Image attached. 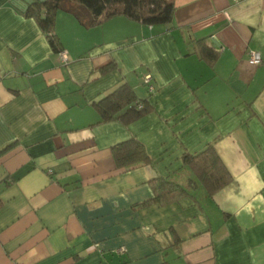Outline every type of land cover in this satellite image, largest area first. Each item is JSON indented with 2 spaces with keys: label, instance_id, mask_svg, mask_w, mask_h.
<instances>
[{
  "label": "crops",
  "instance_id": "obj_1",
  "mask_svg": "<svg viewBox=\"0 0 264 264\" xmlns=\"http://www.w3.org/2000/svg\"><path fill=\"white\" fill-rule=\"evenodd\" d=\"M173 3L153 25L56 10L62 62L0 0V264H264V0ZM124 83L149 109L102 118ZM130 138L148 158L118 165ZM206 143L230 173L212 194L182 162ZM159 177L185 190L154 199Z\"/></svg>",
  "mask_w": 264,
  "mask_h": 264
},
{
  "label": "trees",
  "instance_id": "obj_2",
  "mask_svg": "<svg viewBox=\"0 0 264 264\" xmlns=\"http://www.w3.org/2000/svg\"><path fill=\"white\" fill-rule=\"evenodd\" d=\"M58 9L72 13L86 27L101 23L114 15H124L141 23L153 25L168 23L171 20L174 3L173 0H33L26 5L24 12L36 18L56 51L61 49L53 32L54 13ZM147 100L138 98L132 87L124 83L106 94L97 105L102 118L118 117L128 121L149 109L150 104ZM126 106L127 109L120 112V109ZM113 154L118 165L148 158L142 142L134 138L113 145ZM182 162L195 171L209 194L230 179V173L212 143H206L199 151H185ZM155 183L152 198L162 202L172 200L177 192L185 190L172 180L161 177L157 178Z\"/></svg>",
  "mask_w": 264,
  "mask_h": 264
},
{
  "label": "built area",
  "instance_id": "obj_3",
  "mask_svg": "<svg viewBox=\"0 0 264 264\" xmlns=\"http://www.w3.org/2000/svg\"><path fill=\"white\" fill-rule=\"evenodd\" d=\"M57 54H58V57L60 58V60L62 62L68 61V55L64 50H62V49L58 50ZM248 59L250 62H254V63L261 62L260 52L258 50H249L248 51ZM149 77H150V75L147 73L144 75L143 78H144V82H146L148 84L149 89H152V85L149 84ZM123 249H124L123 246L119 248V250H123Z\"/></svg>",
  "mask_w": 264,
  "mask_h": 264
},
{
  "label": "water",
  "instance_id": "obj_4",
  "mask_svg": "<svg viewBox=\"0 0 264 264\" xmlns=\"http://www.w3.org/2000/svg\"><path fill=\"white\" fill-rule=\"evenodd\" d=\"M32 1H33V0H16V2L19 3V5H18L19 8H20V7L25 8L26 5H27L28 3H30V2H32ZM40 1H42V0H40Z\"/></svg>",
  "mask_w": 264,
  "mask_h": 264
}]
</instances>
